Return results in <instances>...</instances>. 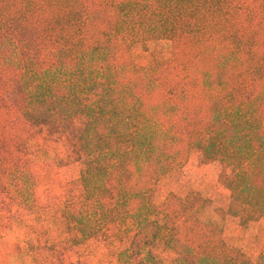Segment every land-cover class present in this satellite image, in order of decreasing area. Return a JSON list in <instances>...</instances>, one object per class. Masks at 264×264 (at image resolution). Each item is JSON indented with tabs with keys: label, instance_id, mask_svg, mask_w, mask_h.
I'll return each instance as SVG.
<instances>
[{
	"label": "rangeland",
	"instance_id": "374dc122",
	"mask_svg": "<svg viewBox=\"0 0 264 264\" xmlns=\"http://www.w3.org/2000/svg\"><path fill=\"white\" fill-rule=\"evenodd\" d=\"M194 8L189 17L173 18L171 34L148 42L133 22L137 16L104 11L98 30L133 47L120 46L110 63L117 68L101 70L84 93V103L103 113L96 123L69 122L59 112L30 122L14 104L12 84L0 80V140L31 169L22 181L25 194L0 201V220L10 226L5 239L15 238L9 264H121L119 254L137 231L132 217L140 214L158 220L168 235L153 248L166 264L176 262L172 235L214 257L225 249L264 264V148L258 151L264 105L259 93L252 101L238 89L240 102L230 106L218 78L216 91L204 87L213 67L202 50L221 37L199 31L223 21L226 29L252 27L263 55L264 0H212ZM170 223L168 233L163 225Z\"/></svg>",
	"mask_w": 264,
	"mask_h": 264
},
{
	"label": "trees",
	"instance_id": "16d2710c",
	"mask_svg": "<svg viewBox=\"0 0 264 264\" xmlns=\"http://www.w3.org/2000/svg\"><path fill=\"white\" fill-rule=\"evenodd\" d=\"M98 1L102 4L90 7L89 0H0V80L12 84L14 104L28 121L53 118L54 112H59L66 121H80L82 117L88 119L89 124L98 122L103 115L95 108L97 104L84 103V93L91 92L94 77L97 78L101 70L117 68L110 63L120 46L125 45L128 50L133 47L129 40L108 39L106 33L98 30L97 23L106 9H115L122 19L137 16L133 22L148 42L162 39L166 32L171 34L172 26L176 25L172 21L174 17H189L188 12L195 10L194 7L201 4L202 8L212 2L147 0L142 6L132 0L129 2L132 5L127 7L119 3L113 6L112 0L111 4ZM226 27L223 21L214 22L210 31L204 27L199 30L205 34L210 32V37H221L219 42L208 44L202 50L208 65L213 67V73H207L202 84L214 91L219 85H213V82L220 79L222 90L225 88L227 92L223 98L232 107L240 102L236 97L238 89L242 95L247 93L248 100L257 101L255 98H259L258 104L262 102L264 105V54L258 53L263 46L262 39L252 27ZM186 31L192 32L188 28ZM260 108L259 105L252 111L253 119L259 115ZM220 120L224 130L226 121ZM263 148L264 142L258 151ZM30 171L28 161L16 160L9 146L0 140V201L12 202L23 196L22 181L30 176ZM136 194L143 202V209H147L145 195ZM126 198L124 204L129 205L132 199ZM132 218L137 231L131 245L119 254L121 264H166L153 250L158 241H167L168 238V235L163 237L164 230L158 220H149L144 214ZM163 226L169 233L175 223ZM169 244V252L176 256L175 264H259L245 259L237 251L233 253L225 249L214 257L206 249L182 241L177 235L170 236Z\"/></svg>",
	"mask_w": 264,
	"mask_h": 264
},
{
	"label": "crops",
	"instance_id": "0c3cea01",
	"mask_svg": "<svg viewBox=\"0 0 264 264\" xmlns=\"http://www.w3.org/2000/svg\"><path fill=\"white\" fill-rule=\"evenodd\" d=\"M6 221H8V219L6 218ZM4 223L2 222V220H0V245L2 246V250H5L6 249V251H4L3 252V254H2V256H0V264H9V257H10V255L8 254V252H10L11 251V253H12V250H11V248H13L14 247V245L12 244L14 241H15V238H14V234L15 233H13V238H14V241H12V240H9V241H11V242H7L6 240L7 239H5V236H4V234H5V232L6 231H8L9 230V227L10 226H8V225H3ZM8 237V236H7ZM6 237V238H7ZM0 246V247H1ZM8 254V255H7ZM1 255V254H0ZM1 259H4L5 260V262L4 263H1Z\"/></svg>",
	"mask_w": 264,
	"mask_h": 264
}]
</instances>
